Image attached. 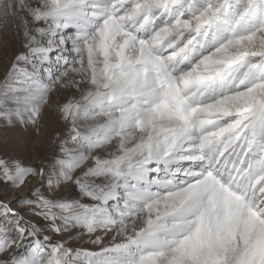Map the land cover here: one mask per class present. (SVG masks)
Segmentation results:
<instances>
[{"label":"snow or ice","instance_id":"snow-or-ice-1","mask_svg":"<svg viewBox=\"0 0 264 264\" xmlns=\"http://www.w3.org/2000/svg\"><path fill=\"white\" fill-rule=\"evenodd\" d=\"M0 27V133L63 126L47 163L0 152V264H264V0H0Z\"/></svg>","mask_w":264,"mask_h":264},{"label":"rangeland","instance_id":"rangeland-1","mask_svg":"<svg viewBox=\"0 0 264 264\" xmlns=\"http://www.w3.org/2000/svg\"><path fill=\"white\" fill-rule=\"evenodd\" d=\"M13 50L14 48L11 31L9 29L0 27V77H2L3 75L2 65L7 63L5 53H7L8 57H10ZM58 127L59 126H55L54 128L49 130L48 138L44 142L43 146L33 145V142H35V140L40 136V133L39 135H37L31 128H29L27 131L20 129L19 127L11 130L12 137L14 135H17L18 138L23 139L21 145H19V143L17 145H9L8 143H5V138L2 134H0V152H13L26 161L34 160L36 163H39L41 160L44 161L47 152L49 153V151H51V148L56 147V144L53 142V137L57 132H63V129L61 127ZM35 151L37 153V159H35ZM7 198H10V196ZM53 239L55 240L57 239V237L53 236ZM86 245L87 243L83 245V247H85Z\"/></svg>","mask_w":264,"mask_h":264},{"label":"bare ground","instance_id":"bare-ground-1","mask_svg":"<svg viewBox=\"0 0 264 264\" xmlns=\"http://www.w3.org/2000/svg\"><path fill=\"white\" fill-rule=\"evenodd\" d=\"M55 126H59L63 129V126L59 122V120L55 114L54 109H48L44 113V120L42 122L41 130H40V136L35 140V142H33V145L43 146L44 142L48 138L49 130L54 128ZM0 134H2V133H0ZM11 134L12 133L10 131L9 136L7 138L4 137L5 143H8L9 145H17L19 143V145H21V143L23 142V139L18 138L17 135H14L12 137ZM35 153H36V151H35ZM56 155H58L57 147L51 148V151H49V153L47 152L46 157L44 159V162L47 163L48 160L53 159L54 156H56ZM35 159H37V153L35 154ZM67 191L69 192L70 196H72V197L76 196V191L74 189L70 188ZM86 240H87V237H84V241H86ZM82 242L83 241H79V240L77 241V243L82 244V246L86 244V243H82ZM85 247L90 248L92 246L87 244Z\"/></svg>","mask_w":264,"mask_h":264}]
</instances>
